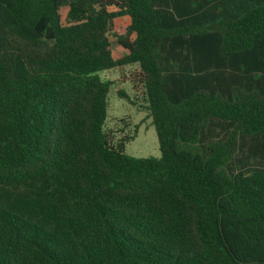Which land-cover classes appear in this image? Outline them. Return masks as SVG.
<instances>
[{"label": "trees", "instance_id": "1", "mask_svg": "<svg viewBox=\"0 0 264 264\" xmlns=\"http://www.w3.org/2000/svg\"><path fill=\"white\" fill-rule=\"evenodd\" d=\"M0 264H264V0H0Z\"/></svg>", "mask_w": 264, "mask_h": 264}, {"label": "rangeland", "instance_id": "2", "mask_svg": "<svg viewBox=\"0 0 264 264\" xmlns=\"http://www.w3.org/2000/svg\"><path fill=\"white\" fill-rule=\"evenodd\" d=\"M68 8L62 9V19L65 21ZM129 25L128 17H121L115 22L114 33L121 35ZM112 52L115 59L121 58L126 50L116 43V37L111 36ZM136 66H125L100 73L101 77H107L114 82L110 99V109L107 126L117 133L116 139H120L126 135H132L137 132V137L127 143L126 152L134 157H159L160 148L158 137L152 119L148 116V112L142 108L141 102L134 105L125 99H119L117 91L122 90L134 99L135 91L132 88L128 77ZM125 120V122L122 121ZM127 124V125H126ZM122 129L123 132H119Z\"/></svg>", "mask_w": 264, "mask_h": 264}]
</instances>
